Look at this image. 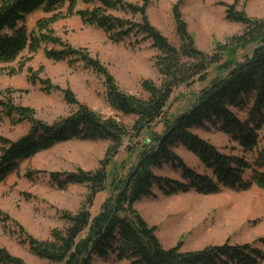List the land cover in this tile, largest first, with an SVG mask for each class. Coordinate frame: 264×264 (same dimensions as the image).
<instances>
[{
  "label": "trees",
  "instance_id": "obj_1",
  "mask_svg": "<svg viewBox=\"0 0 264 264\" xmlns=\"http://www.w3.org/2000/svg\"><path fill=\"white\" fill-rule=\"evenodd\" d=\"M81 1L90 6L77 9V0H0V63L13 61L25 48L35 51L42 43L58 46L44 47V55L55 61L67 60L69 64L81 62L100 75L106 102L118 113L133 115V123L127 127L115 117L101 116L80 103L68 89L62 91L63 98L76 108L52 123L35 118L30 108L16 106L9 97H4L0 100V111L12 123L27 122L29 127L16 139L0 135V181L16 172L20 162L58 143L107 141L109 144L96 169L49 172L51 181L59 188L67 184L85 185L90 206L94 197L106 188L107 167L120 150L125 149L131 154L141 145L148 146L139 152L137 164L129 172L115 174L111 183L114 191L121 190L125 183L126 186L105 202L96 216H91L86 205L73 213L62 212L66 227L53 228L50 238L37 240L26 235L22 242L29 252L47 264H97L95 260L107 261L111 256L123 264L264 262V237L241 244L226 240L195 250H183L178 241L166 248L158 240L155 227L149 226L134 209L140 198L157 196L156 192L170 196L194 190L208 195L223 189L243 191L252 185L264 189V134L260 135L264 129V17H249L242 10H236V4L227 5L226 18L239 23L242 30L208 54L196 47L187 30L180 12L183 0H176L172 7L178 46L150 24L144 6L138 7L123 0ZM62 7H66L65 13L55 12ZM37 10L52 15L38 20L36 31L28 33L25 20ZM117 10L138 14L140 19L133 21L109 13ZM70 15H77L85 25L101 29L114 43L136 34H141L136 43L149 40L158 52L154 65L162 76L160 85L144 79L141 88L146 97L122 91L98 59L53 34L50 25ZM250 43L261 45L252 56L238 62L234 58L237 50ZM214 65L219 73L232 71L227 76H215L184 113L173 117L168 114L167 106L174 90L181 85L190 86L195 81L204 82L209 68ZM29 80L31 83L35 81L33 77ZM158 124L162 125L161 131L156 129ZM207 125L227 134L240 146L243 154L222 153L191 131V128ZM179 144L198 158L203 166L202 172L188 167L174 152ZM163 165L179 171V178L153 172L152 168ZM31 174L28 172L26 177L32 179ZM20 231L22 233V229ZM0 264L27 263L0 247Z\"/></svg>",
  "mask_w": 264,
  "mask_h": 264
},
{
  "label": "rangeland",
  "instance_id": "obj_2",
  "mask_svg": "<svg viewBox=\"0 0 264 264\" xmlns=\"http://www.w3.org/2000/svg\"><path fill=\"white\" fill-rule=\"evenodd\" d=\"M123 1L138 7L144 6L150 24L169 42L178 46L172 14L176 0ZM230 4H236V10H242L249 17H264V0L182 1V19L186 22L196 47L205 53L212 54L218 45L226 43L233 35L240 34L242 26L226 18V7ZM89 6L90 4L77 0V9ZM59 11L65 13L66 7L55 12ZM109 13L133 21L140 19L138 14L127 11ZM51 15L52 13L43 10L29 14L24 23L27 32H35L37 21ZM50 28L55 36L73 48L83 49L92 58L98 59L122 91L146 97L141 88L144 79L160 85L162 76L154 65V57L158 52L152 48L149 40L135 42L141 38V34L130 35L123 41L114 43L101 29L83 24L77 15L59 18ZM260 45L247 44L237 50L234 58L238 62L243 61L252 56ZM44 47L58 48L51 43H42L35 51L25 48L13 61L0 63V100L9 97L12 104L30 108L35 118L52 123L69 115L76 108L63 98L62 91L68 89L80 103L86 104L101 116L115 117L127 127L132 125L133 115L116 112L104 99V85L100 75L78 61L69 64L67 60L49 59L44 55ZM215 68L216 65L209 68L208 78L204 82L195 81L190 86L181 85L175 89L168 103L167 113L172 117L184 113L215 76H226L232 71L223 74ZM31 77L35 79L33 83L29 80ZM28 127L27 122L12 123L0 111L1 136L16 139L25 134ZM156 129L161 131L162 125L158 124ZM191 131L222 153L243 154L240 146L216 127H194ZM263 134L264 129L260 132V135ZM108 144L101 140H69L58 143L20 162L16 172L0 181V247L20 257L27 264H47L29 252L27 245L22 242L26 235L37 240L50 238L53 228L66 227V222L61 218L62 212L73 213L84 205L89 207L92 217L96 216L102 205L120 191H114L111 186L115 174L119 176L129 172L137 164L139 152L148 146L141 145L131 154L125 149L120 150L107 167L109 172L106 188L94 197L90 206L87 204L88 190L85 185L67 184L64 188H59L51 181L49 172L96 169ZM174 152L188 167L198 172L203 171L198 158L183 145H177ZM152 170L170 178L178 179L180 176L179 171L168 165ZM28 172H32V179L26 177ZM156 194L154 197L140 198L134 204V209L149 226L155 227L158 240L166 248L174 246L178 241L182 243L183 250H195L209 244H221L226 240L241 244L264 237V189L256 185L243 191L223 189L208 195L194 190L170 196L159 192ZM257 245L262 247L260 243ZM95 262L124 263L115 260L114 256L107 261Z\"/></svg>",
  "mask_w": 264,
  "mask_h": 264
},
{
  "label": "water",
  "instance_id": "obj_3",
  "mask_svg": "<svg viewBox=\"0 0 264 264\" xmlns=\"http://www.w3.org/2000/svg\"><path fill=\"white\" fill-rule=\"evenodd\" d=\"M230 72H231V71H230ZM230 72H229L228 74H230ZM228 74H227V75H228ZM227 75H226V76H227ZM125 186H126V183L124 184V186L122 187V189H121L119 192H121V191L125 188Z\"/></svg>",
  "mask_w": 264,
  "mask_h": 264
}]
</instances>
